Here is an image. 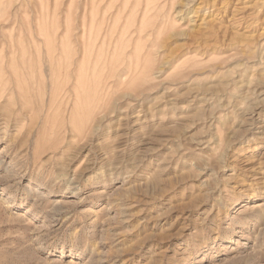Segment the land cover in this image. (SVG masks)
<instances>
[{"label": "rangeland", "instance_id": "1", "mask_svg": "<svg viewBox=\"0 0 264 264\" xmlns=\"http://www.w3.org/2000/svg\"><path fill=\"white\" fill-rule=\"evenodd\" d=\"M108 1L0 0V264H264V0Z\"/></svg>", "mask_w": 264, "mask_h": 264}, {"label": "bare ground", "instance_id": "2", "mask_svg": "<svg viewBox=\"0 0 264 264\" xmlns=\"http://www.w3.org/2000/svg\"><path fill=\"white\" fill-rule=\"evenodd\" d=\"M101 1H103V0H101ZM107 1V0H106ZM110 1V0H109ZM108 1V2H109ZM123 1V0H122ZM125 1H128V0H125ZM144 1V0H143ZM200 1V0H199ZM155 2V0H146V3H145V5H144V13L146 12V11H148V10H150V9H154L155 8V4H153ZM204 2V1H203ZM211 2V4H212V1H210ZM90 3H92V6H93V4H94V0H91V2ZM192 3V2H191ZM109 4V3H108ZM112 4V3H111ZM153 4V5H152ZM157 4V3H156ZM152 5V6H151ZM203 5V4H202ZM205 5V4H204ZM95 6H96V4H95ZM134 6V5H133ZM150 6H151V8H150ZM107 7H108V5H107ZM110 7H111V5H110ZM206 7H207V4H206ZM210 7V6H209ZM132 8V7H131ZM136 8V7H135ZM201 8V7H200ZM91 9V8H90ZM157 9V8H156ZM92 10V9H91ZM197 10V9H196ZM95 13H97V12H95ZM92 14V13H91ZM154 14V13H153ZM98 15V14H97ZM104 17V16H103ZM143 17V16H142ZM147 19V18H146ZM148 20V19H147ZM90 21V20H89ZM149 21V20H148ZM117 23V22H116ZM148 23H151V22H148ZM159 25H161V24H159ZM159 25H157V26H159ZM114 26H115V24H114ZM129 26H130V24H129ZM136 26H138V25H136ZM110 27V26H109ZM124 27V26H123ZM128 27V26H127ZM126 28V27H125ZM110 29V28H109ZM95 30V29H94ZM115 30V29H114ZM91 31V30H90ZM89 32V31H88ZM95 33H96V31H95ZM122 34V33H121ZM89 37V36H88ZM197 37V36H196ZM108 40V39H107ZM102 41V40H101ZM103 43H104V40L102 41V47H103ZM90 45V44H89ZM115 49V48H114ZM121 51V50H120ZM98 58H100V57H98ZM119 60V59H118ZM120 61V60H119ZM101 62V61H100ZM92 69V68H91ZM94 79V78H93ZM95 90V89H94Z\"/></svg>", "mask_w": 264, "mask_h": 264}]
</instances>
